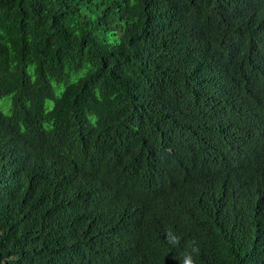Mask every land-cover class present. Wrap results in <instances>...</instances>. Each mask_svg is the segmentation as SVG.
I'll list each match as a JSON object with an SVG mask.
<instances>
[{
	"label": "trees",
	"instance_id": "16d2710c",
	"mask_svg": "<svg viewBox=\"0 0 264 264\" xmlns=\"http://www.w3.org/2000/svg\"><path fill=\"white\" fill-rule=\"evenodd\" d=\"M3 98L0 264H264V0H0Z\"/></svg>",
	"mask_w": 264,
	"mask_h": 264
},
{
	"label": "clouds",
	"instance_id": "9594fccd",
	"mask_svg": "<svg viewBox=\"0 0 264 264\" xmlns=\"http://www.w3.org/2000/svg\"><path fill=\"white\" fill-rule=\"evenodd\" d=\"M81 178H82V180H84L85 182H87L86 176H85L84 174H82ZM101 194L103 195V197H104V199H105V192H104V190L101 191ZM98 208H99L101 214H103V213H104L103 211H104V209H105V206L102 207V208H100V207H98ZM184 264H193V261H192L191 258H185V260H184Z\"/></svg>",
	"mask_w": 264,
	"mask_h": 264
},
{
	"label": "rangeland",
	"instance_id": "374dc122",
	"mask_svg": "<svg viewBox=\"0 0 264 264\" xmlns=\"http://www.w3.org/2000/svg\"><path fill=\"white\" fill-rule=\"evenodd\" d=\"M7 102L8 103V107L5 108V109H2L6 114H9V111L8 109L11 107V99L10 98H3V99H0V106L1 104Z\"/></svg>",
	"mask_w": 264,
	"mask_h": 264
}]
</instances>
